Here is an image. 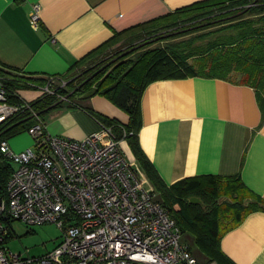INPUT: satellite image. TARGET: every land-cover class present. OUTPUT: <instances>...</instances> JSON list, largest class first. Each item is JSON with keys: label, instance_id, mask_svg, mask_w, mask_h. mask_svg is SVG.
I'll return each mask as SVG.
<instances>
[{"label": "crops", "instance_id": "0c3cea01", "mask_svg": "<svg viewBox=\"0 0 264 264\" xmlns=\"http://www.w3.org/2000/svg\"><path fill=\"white\" fill-rule=\"evenodd\" d=\"M199 1L0 0V65L29 77L32 85L18 95L23 102H34L47 85L55 89L49 79L67 75L114 38ZM35 4L41 16L36 28L30 23ZM257 90L244 81L210 75L148 84L138 140L162 181L170 186L189 177L239 178L264 201V113ZM89 108L121 124L130 120L107 96L81 95L77 103L66 100L44 115L47 131L84 139L100 129ZM121 147L130 161L141 165L127 139ZM11 221L6 242L15 233ZM219 245L233 264H264V209L226 231ZM197 256L206 262L200 252Z\"/></svg>", "mask_w": 264, "mask_h": 264}, {"label": "built area", "instance_id": "2783aa9c", "mask_svg": "<svg viewBox=\"0 0 264 264\" xmlns=\"http://www.w3.org/2000/svg\"><path fill=\"white\" fill-rule=\"evenodd\" d=\"M40 20L35 4L30 23L36 28ZM45 92L54 93L49 85ZM6 98L0 80V122L20 108ZM36 117L29 128L34 146L15 152L9 140L0 144L15 166L0 200V264H201L112 125L99 121L98 131L76 140L50 134ZM4 219L53 222L64 237L39 257L14 252Z\"/></svg>", "mask_w": 264, "mask_h": 264}, {"label": "trees", "instance_id": "16d2710c", "mask_svg": "<svg viewBox=\"0 0 264 264\" xmlns=\"http://www.w3.org/2000/svg\"><path fill=\"white\" fill-rule=\"evenodd\" d=\"M195 17H209V23L225 22L227 25L210 31L206 43L199 42L196 47L187 49L182 41L177 45L145 51L135 59L124 61L109 73L108 77L112 79V83L103 86L100 83L89 92L86 90L92 88L93 79L99 74L101 76L105 74V70L93 77L92 75L86 77L79 85L67 82L66 85L72 87V92L69 94L66 86L62 87L64 81L61 78L64 75L52 77L51 80L49 79L52 85L54 81L52 79L58 78L61 81L53 89L54 93L45 92L37 101L23 102L18 90L30 87L31 80L25 74H19L16 69L0 65V80L6 90L7 102L20 107L18 112L0 122V144L4 139L9 140L16 134L29 131V128L37 122L36 114L44 120V115L62 102L70 100L77 103L75 98L79 94L107 96L128 113L130 117L128 124H121L102 116L91 108H89L90 113L98 121L112 125L118 138L128 140L142 168L154 184L159 200L176 220L183 241H186L191 252L193 254L194 251L197 254L200 252L205 257L206 262L198 260L201 264H233L220 248L221 236L241 223L250 213L264 209V205L252 204L244 209L240 202H236L231 211L221 210L216 198L223 180L236 179L240 182L239 178L189 177L168 186L155 171L138 140V132L142 126V95L151 82L205 75L200 74L199 69L206 68L216 70L230 66L248 72L258 66L259 73L264 71V0H202L136 27L152 22H159L156 23L159 25L175 23L177 20L183 21ZM197 58H201L200 62ZM247 83L259 88L257 93L264 113V75L258 82L257 78H254ZM14 168L13 162L0 150V200L7 199L8 181ZM240 184L244 187L242 183ZM193 196L200 200L191 198ZM258 197L261 199L260 196ZM261 201L264 203L262 199ZM204 206H212V211L205 210ZM205 219L208 220V225L202 229L205 226L202 224ZM3 221L10 223L9 219ZM190 242L193 244L192 247Z\"/></svg>", "mask_w": 264, "mask_h": 264}, {"label": "rangeland", "instance_id": "374dc122", "mask_svg": "<svg viewBox=\"0 0 264 264\" xmlns=\"http://www.w3.org/2000/svg\"><path fill=\"white\" fill-rule=\"evenodd\" d=\"M208 19L209 17H195L183 21L177 20L175 23L159 25L156 24L159 22H152L141 27H136L128 31L126 34L114 38L108 44L81 60L70 73L61 78L64 81L62 87L66 86V91L69 94L72 92V87L67 86V82H74V85H79L86 77L91 75L93 77V75H97V73L104 72L105 70V74H102V76L99 74L93 79L94 84L92 88L86 90L89 92L99 86L100 83L101 86L112 83V79H110L108 75L114 68L121 63H124V61L137 58L145 51L167 45H177L182 41L186 44L185 48L187 49L196 47L199 42L206 43L210 31H213L222 25H227L225 22H214L216 24L209 23ZM200 59L201 58H197L198 62H200ZM209 66H211V64H209ZM259 69L260 68L257 66L246 72L243 69H235L234 67L228 66L224 69L216 70H210L208 68L199 69V73L224 76L235 81L246 82L257 78L258 82L264 75V71L259 73ZM52 80H54L53 85L55 86L61 83L58 78ZM81 95L84 94L76 96V102H78ZM16 139L18 141H16ZM9 143L13 151L20 152L23 149L34 146L35 140L29 131H25L12 136ZM26 143L28 145L27 147L20 148V146L25 145ZM223 181L220 193L216 198V203L221 206L223 212H228L231 211V209H234L236 202H240L242 205L241 207L244 209H247V207H250L252 204L260 206L264 205L261 199L256 196V194L246 190L240 184L239 180L231 179ZM191 198L200 200L195 196ZM204 209L212 211V206H204ZM4 222L5 225H8L6 221ZM11 222L15 233L11 230V232H13V237L9 238L6 245L14 252H20L25 255L29 253L33 257H39L55 249L57 245L62 242L64 237L62 229L53 222L36 223L31 225L24 223L21 220H12ZM202 224H205L202 229L206 228L208 220L205 219ZM194 254L200 262L203 261V257L199 258L195 251Z\"/></svg>", "mask_w": 264, "mask_h": 264}, {"label": "water", "instance_id": "95a60500", "mask_svg": "<svg viewBox=\"0 0 264 264\" xmlns=\"http://www.w3.org/2000/svg\"><path fill=\"white\" fill-rule=\"evenodd\" d=\"M195 199H193V201H194Z\"/></svg>", "mask_w": 264, "mask_h": 264}]
</instances>
